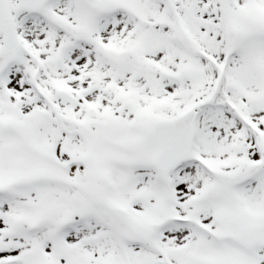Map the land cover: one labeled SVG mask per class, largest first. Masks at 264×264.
<instances>
[{
    "label": "snow or ice",
    "instance_id": "6c2138e0",
    "mask_svg": "<svg viewBox=\"0 0 264 264\" xmlns=\"http://www.w3.org/2000/svg\"><path fill=\"white\" fill-rule=\"evenodd\" d=\"M0 264H264V0H0Z\"/></svg>",
    "mask_w": 264,
    "mask_h": 264
}]
</instances>
